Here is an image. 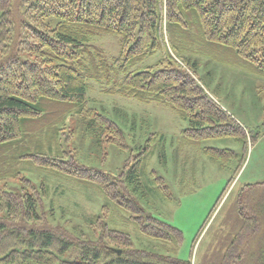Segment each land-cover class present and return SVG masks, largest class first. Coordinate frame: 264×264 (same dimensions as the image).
Masks as SVG:
<instances>
[{
  "label": "trees",
  "instance_id": "16d2710c",
  "mask_svg": "<svg viewBox=\"0 0 264 264\" xmlns=\"http://www.w3.org/2000/svg\"><path fill=\"white\" fill-rule=\"evenodd\" d=\"M21 1L27 15L26 26L12 37L14 30L8 17L11 0H0V57L4 55L0 58V179L18 175L21 161H37L77 180L92 181L113 203L132 212L139 232L163 244L175 241L179 247L183 241L182 231L153 215L143 219L140 214L144 209L130 198L127 189L111 183L107 173L92 167L76 168L75 164H68L67 168L64 161L60 165L61 157L42 153L39 143L35 149L31 148L29 137L33 130L30 126L38 118L52 119L60 106L63 107L58 111L61 120L69 107L83 109L88 102L89 81H109L113 75H121L116 88L119 93L142 102L170 106L188 122V128L183 131V140L188 144L201 146L209 137L240 135L233 133L231 123L200 83L176 65L168 51L165 33L176 52L183 47V40L198 42L204 53L219 54L221 58L229 56L250 73L262 74L264 0ZM100 34L120 37L117 56L107 57L104 50L93 45L92 38ZM12 40L18 48L6 54ZM158 49L163 55L157 68L133 69ZM24 52L36 54L41 60L22 59ZM89 122L94 130L98 129L95 122L104 124L100 129L114 133L113 143L126 149L116 122L102 113H96ZM204 152L222 163L236 157L231 149L204 148ZM143 165V161L131 165L123 182L139 185ZM154 181L158 189L167 190L161 176H155ZM22 183L26 189L23 193L0 189V264H191L179 258L171 263L159 255L150 258L143 252L127 254L120 248L112 250L114 256L110 257L111 251L97 244L82 249L79 262L63 260L61 257L77 243L65 240L52 226H37L42 221L39 199L28 192V179ZM259 206L255 214L241 216L258 229L264 225V202ZM108 237L114 243L128 245L126 232L110 230ZM239 260L225 253L220 264H237ZM256 263L264 264L263 241Z\"/></svg>",
  "mask_w": 264,
  "mask_h": 264
},
{
  "label": "rangeland",
  "instance_id": "374dc122",
  "mask_svg": "<svg viewBox=\"0 0 264 264\" xmlns=\"http://www.w3.org/2000/svg\"><path fill=\"white\" fill-rule=\"evenodd\" d=\"M9 4L13 37L25 29L27 15L23 1L11 0ZM193 33L190 28V34ZM165 38L176 65L200 83L231 123L233 133L240 135L209 137L201 146L188 144L183 140L188 122L170 106L142 102L119 93L116 88L121 75H113L109 81H89L88 102L81 110L79 106L69 107L63 120L58 113L62 106L50 120L36 118L37 122L30 126L31 148L35 149L39 143L42 153L61 157L60 165L64 161L67 168L68 164H75L76 168L92 167L107 173L111 183L127 189L130 198L144 209L140 214L143 219L153 215L183 234L179 247L175 241L163 244L153 240L139 232L132 212L108 199L96 183L77 180L40 165L41 162L21 161L20 173L2 177L0 189L23 193L26 189L22 181H30L28 192H33L40 204L42 221L37 226H52L65 240L77 243L61 257L63 260L79 262L82 249L97 244L111 251L110 257L114 256L112 250L120 248L127 254L143 252L150 258L159 255L171 263L179 258L191 264H220L222 255L229 253L231 258L240 259L237 264H257L264 242V225L258 229L241 216L255 214L264 202V72L252 74L229 56L208 55L198 42L183 40V47L176 52L167 33ZM91 41L107 57L120 52L117 35H95ZM10 45L6 54L18 48L16 41L12 40ZM162 55L158 49L133 69L157 68ZM21 58L41 60L27 52ZM96 113L105 114L118 124L125 150L113 143L114 133L100 129L101 123L95 122L97 130L90 126L89 121ZM204 148L231 149L236 157L222 163L206 155ZM140 161L144 163V171L139 185H126L123 182L126 171ZM155 176L163 178L162 184L168 186L166 191L157 188ZM168 194L170 197H166ZM114 229L129 235L128 245L110 240L108 232Z\"/></svg>",
  "mask_w": 264,
  "mask_h": 264
}]
</instances>
